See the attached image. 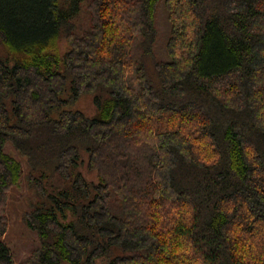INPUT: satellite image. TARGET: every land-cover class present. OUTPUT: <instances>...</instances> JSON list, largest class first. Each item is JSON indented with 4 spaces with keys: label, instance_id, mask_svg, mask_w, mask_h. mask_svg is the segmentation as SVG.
<instances>
[{
    "label": "trees",
    "instance_id": "obj_1",
    "mask_svg": "<svg viewBox=\"0 0 264 264\" xmlns=\"http://www.w3.org/2000/svg\"><path fill=\"white\" fill-rule=\"evenodd\" d=\"M0 264H264V0H0Z\"/></svg>",
    "mask_w": 264,
    "mask_h": 264
},
{
    "label": "rangeland",
    "instance_id": "obj_2",
    "mask_svg": "<svg viewBox=\"0 0 264 264\" xmlns=\"http://www.w3.org/2000/svg\"><path fill=\"white\" fill-rule=\"evenodd\" d=\"M58 47L60 53H63L68 45L65 41L60 40L58 41ZM72 108L84 112L89 117L96 116L98 113V107L92 95L82 96ZM53 115L57 117L56 113ZM7 153L19 160L18 155L12 148L7 147ZM83 172L88 179L96 180V177L93 174L87 173L85 169ZM25 191V186L22 183V185L15 188L11 194V196L15 198L17 204L12 203L9 208V228L5 238L7 246L14 252L19 261L28 256L34 241V236L29 232L20 215L23 207L22 209L20 208L21 203L19 200Z\"/></svg>",
    "mask_w": 264,
    "mask_h": 264
}]
</instances>
